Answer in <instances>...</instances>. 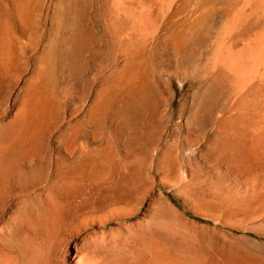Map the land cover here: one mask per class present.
Segmentation results:
<instances>
[{
    "label": "rangeland",
    "instance_id": "1",
    "mask_svg": "<svg viewBox=\"0 0 264 264\" xmlns=\"http://www.w3.org/2000/svg\"><path fill=\"white\" fill-rule=\"evenodd\" d=\"M28 5L0 0V264H264L261 16L229 28L243 0ZM40 101L23 150L10 126Z\"/></svg>",
    "mask_w": 264,
    "mask_h": 264
},
{
    "label": "bare ground",
    "instance_id": "2",
    "mask_svg": "<svg viewBox=\"0 0 264 264\" xmlns=\"http://www.w3.org/2000/svg\"><path fill=\"white\" fill-rule=\"evenodd\" d=\"M163 1L164 2H168L169 0H163ZM28 4H29V0H19V3H17V7H19L20 14L24 15L26 13V11H28L27 10L28 9V6H29ZM251 15L261 16V18L264 20V0H243V8L237 14H235V16L232 18V20L229 23V26H230L229 28H231L232 26L236 25L239 22H242V20L244 18H246L247 16H249V18L252 17ZM244 21L245 20H243V23H244ZM262 33L264 35V26H263V29H262ZM2 38L3 39L1 41V49H0V52H1L0 57L1 58L0 59H1V65H4L5 66V65L8 64V61L9 60L11 61L10 56L12 58V55H11L12 54V51L11 50H13V49H11V47H10L11 44L9 43V39H8L7 35L4 36V37H2ZM32 101L33 100L31 99V101L28 102V103L32 104ZM28 103H26V104L29 106ZM36 105H37V103H36ZM29 107H25L23 109H26V108L28 109ZM33 107H34V105H33ZM35 108H33V109H35ZM47 109H48V103L46 101H43L40 104V108H39V110L37 112L38 115H37V118H35V120H32V118H31V121H30V119L28 120L27 119L28 112H27V114L25 113L26 115H24L23 118H17V120H15V122H13L12 125L10 126L11 131L14 132L13 133L14 138L16 139L17 143L19 142L20 145H21L20 146L21 149H23V150H30L34 146V142L32 140H35L36 141L40 137V135H41V127L44 125V122L46 121V117L44 118V116H45L44 113H45V111ZM32 117H34V115ZM26 119L28 120L27 121L28 123L25 126V129L23 131L21 130V132H19V130L21 129L22 123ZM24 125H25V123H24ZM30 141H32L33 143L32 144L29 143ZM8 150H10V149H8ZM12 151L13 150L7 151V153H4L3 152V156L11 155V152Z\"/></svg>",
    "mask_w": 264,
    "mask_h": 264
},
{
    "label": "water",
    "instance_id": "3",
    "mask_svg": "<svg viewBox=\"0 0 264 264\" xmlns=\"http://www.w3.org/2000/svg\"><path fill=\"white\" fill-rule=\"evenodd\" d=\"M10 1H11L12 6L15 5V3L17 4V0H10Z\"/></svg>",
    "mask_w": 264,
    "mask_h": 264
}]
</instances>
